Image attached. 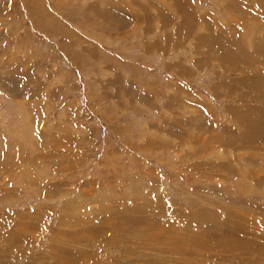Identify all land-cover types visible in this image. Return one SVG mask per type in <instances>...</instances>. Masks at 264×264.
Returning a JSON list of instances; mask_svg holds the SVG:
<instances>
[{
	"label": "rangeland",
	"instance_id": "obj_1",
	"mask_svg": "<svg viewBox=\"0 0 264 264\" xmlns=\"http://www.w3.org/2000/svg\"><path fill=\"white\" fill-rule=\"evenodd\" d=\"M0 264H264V0H0Z\"/></svg>",
	"mask_w": 264,
	"mask_h": 264
}]
</instances>
